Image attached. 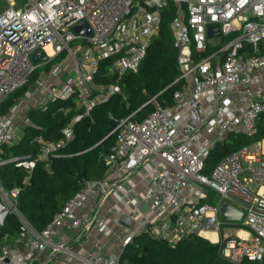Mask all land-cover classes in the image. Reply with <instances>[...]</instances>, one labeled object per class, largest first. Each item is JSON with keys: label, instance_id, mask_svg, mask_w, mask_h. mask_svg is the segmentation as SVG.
Segmentation results:
<instances>
[{"label": "built area", "instance_id": "1", "mask_svg": "<svg viewBox=\"0 0 264 264\" xmlns=\"http://www.w3.org/2000/svg\"><path fill=\"white\" fill-rule=\"evenodd\" d=\"M8 2L0 13V106L38 68H50L33 83V91L0 116V169L15 164L28 173L22 185L12 188L0 176V238L7 216L21 224L19 235L0 246V264H121L125 247L139 235L171 247L197 235L218 244L219 254L233 264H264V138L225 155L210 177L203 173L210 153L230 135L254 137L261 131L264 0ZM171 3L177 6L171 30L180 71L172 101L163 105L153 97L145 105L155 108L143 120H133L132 114L118 121L104 176L85 182L37 231L18 210L36 164L49 168L51 159L75 140L76 124L122 94L121 79L137 72L159 34L162 9ZM81 22L90 35L74 30ZM213 26L219 32L209 36ZM222 36L233 37L222 44ZM210 49L216 50L203 57ZM39 51L45 59L35 63ZM102 70L110 82L96 81ZM70 99L77 112L60 138L36 135L35 159L8 154L31 124V109L46 111L51 103ZM139 172L146 179L142 188L131 184ZM210 190L219 195L215 203L206 202ZM226 201L242 212L240 221L221 219ZM124 217L129 226L121 222ZM116 238L119 249L114 250L110 245Z\"/></svg>", "mask_w": 264, "mask_h": 264}, {"label": "trees", "instance_id": "2", "mask_svg": "<svg viewBox=\"0 0 264 264\" xmlns=\"http://www.w3.org/2000/svg\"><path fill=\"white\" fill-rule=\"evenodd\" d=\"M177 6L173 3L162 9L160 31L151 42L147 55L137 72H128L121 79L122 94L114 95L107 103L97 106L91 117L85 118L75 126V140L51 159L47 168L45 162H38L32 172L29 184L24 186L18 199V210L30 224L42 231L62 210L65 203L74 197L87 181L100 180L106 171L105 157L113 154L117 132H113L118 121L132 116L141 121L155 108L145 103L156 97L160 104L170 103L172 93L179 88L174 82L180 75L177 65L178 49L175 46L171 23L176 15ZM99 73L98 83L110 82ZM39 73L30 82L12 93L0 106V116L8 113L15 102L32 88ZM145 105V106H144ZM75 102L57 101L51 103L46 111L31 109V124L24 129L20 143L8 149L15 157L35 159L39 147L33 142L36 135L56 140L61 137L64 127L75 116ZM256 138H264L262 131L254 137L245 134H232L219 144L206 159L217 164L228 153L246 145ZM28 175L23 168L9 164L0 169V176L7 188L22 185ZM21 224L14 215L7 216L1 228L0 243L16 238ZM7 236V240H3ZM121 264H233L219 254V245L197 235L183 239L171 247L148 235H139L134 242L125 247ZM242 264H255L243 261Z\"/></svg>", "mask_w": 264, "mask_h": 264}, {"label": "water", "instance_id": "3", "mask_svg": "<svg viewBox=\"0 0 264 264\" xmlns=\"http://www.w3.org/2000/svg\"><path fill=\"white\" fill-rule=\"evenodd\" d=\"M1 1V0H0ZM74 30L77 33H81V34H87L90 35V29L88 27V25L85 22H81L80 24H78ZM219 30L216 26L210 27L209 28V36H213L218 34ZM45 59V56L43 54V52L39 51L36 54L33 55V61L35 63H39L41 61H43ZM220 214H221V219L223 221H240L242 218V212L238 209H236L231 203L229 202H224L221 206V210H220ZM121 222L123 224H125L126 226H129L130 222L129 220L124 217L122 218Z\"/></svg>", "mask_w": 264, "mask_h": 264}, {"label": "rangeland", "instance_id": "4", "mask_svg": "<svg viewBox=\"0 0 264 264\" xmlns=\"http://www.w3.org/2000/svg\"><path fill=\"white\" fill-rule=\"evenodd\" d=\"M9 8V2L8 0H1L0 1V13L6 11L7 9ZM233 36H229V37H220V40L222 41V44L226 43L228 40L232 39ZM216 49H210L208 51V53L204 54L203 57H206L208 55H211ZM63 57V56H62ZM62 57L56 59L55 61L53 62H58ZM50 68V65H44V66H41L40 68H38V70L35 72V73H39L37 79L39 78V76L41 74H43V72H46L48 69ZM36 80V79H35ZM30 90H34V85H32V88ZM260 125V130L263 131L264 129V116L260 119L259 121ZM256 139H260V138H256ZM8 154L11 156V154L8 152ZM215 164H213L211 161L208 162L207 166H206V169L205 171L203 172L204 175L210 177L211 173H212V170L214 168ZM3 169V168H2ZM209 199L208 203H215L216 201H218L219 199V195L217 192L213 191V190H210L209 191ZM119 241L118 239H114V241L111 243L110 245V248L111 249H119ZM2 245V243H0V246Z\"/></svg>", "mask_w": 264, "mask_h": 264}, {"label": "crops", "instance_id": "5", "mask_svg": "<svg viewBox=\"0 0 264 264\" xmlns=\"http://www.w3.org/2000/svg\"><path fill=\"white\" fill-rule=\"evenodd\" d=\"M131 184H136L139 187H144L146 184V179H144L143 175L139 172L136 173L132 178H131ZM128 187V186H127ZM126 187V188H127ZM115 250V249H114Z\"/></svg>", "mask_w": 264, "mask_h": 264}, {"label": "bare ground", "instance_id": "6", "mask_svg": "<svg viewBox=\"0 0 264 264\" xmlns=\"http://www.w3.org/2000/svg\"><path fill=\"white\" fill-rule=\"evenodd\" d=\"M240 235L241 236H245V233L241 231L240 232ZM205 236L208 237V238H210V239H212V240H215L216 239L215 235L214 234H211V233H205Z\"/></svg>", "mask_w": 264, "mask_h": 264}]
</instances>
